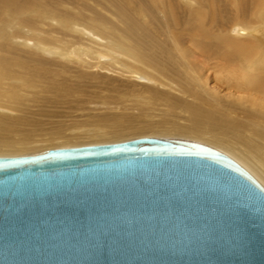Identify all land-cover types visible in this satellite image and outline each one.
Segmentation results:
<instances>
[{"label":"bare ground","instance_id":"obj_1","mask_svg":"<svg viewBox=\"0 0 264 264\" xmlns=\"http://www.w3.org/2000/svg\"><path fill=\"white\" fill-rule=\"evenodd\" d=\"M132 134L264 187V0H0V156Z\"/></svg>","mask_w":264,"mask_h":264},{"label":"water","instance_id":"obj_2","mask_svg":"<svg viewBox=\"0 0 264 264\" xmlns=\"http://www.w3.org/2000/svg\"><path fill=\"white\" fill-rule=\"evenodd\" d=\"M0 264H264V188L181 139L0 157Z\"/></svg>","mask_w":264,"mask_h":264},{"label":"rangeland","instance_id":"obj_3","mask_svg":"<svg viewBox=\"0 0 264 264\" xmlns=\"http://www.w3.org/2000/svg\"><path fill=\"white\" fill-rule=\"evenodd\" d=\"M70 108H72L71 106H64V107H61V108H52V111L53 112H56L58 115H61L63 111H66V110H70ZM72 111L69 113L68 115V119L69 120H72V118H78L77 117V112L76 110L73 108L71 109ZM157 136V137H156ZM126 135L124 136L122 139L118 140V141H108V142H93L94 140H89V139H83L81 141H77L76 144L72 145L70 143H66V145H62L61 143L57 142V143H54L55 145H50V144H47V145H40V147H38L37 149H33L31 148L30 150H23V151H20L19 153L17 154H12V155H6V156H0V157H6V158H11V157H23V156H33V155H37V154H41L45 151H48V150H54V149H62V148H75V147H82V146H92V145H104V144H114V143H122V142H127V141H132V140H136V139H141V138H179L177 136H164V135ZM179 139H185V140H190V141H194V142H198V143H201V144H204L206 146H209L211 148H213L212 146L208 145V144H205L202 143V142H199V141H196V140H192V139H187V138H179ZM91 141V142H90ZM103 141V140H102ZM92 144V145H91ZM48 145H50L48 147ZM60 145V146H59ZM215 149V148H213ZM217 151H219L218 149H215ZM221 152V151H219ZM223 153V152H221ZM224 155H226L225 153H223ZM228 156V155H226ZM230 159H232L231 157H229ZM233 160V159H232ZM234 162H236L234 160ZM237 163V162H236ZM238 164V163H237ZM241 166V165H240ZM242 167V166H241ZM244 170H246L244 167H242ZM247 171V170H246ZM248 172V171H247ZM249 173V172H248ZM250 174V173H249ZM252 175V174H250ZM253 176V175H252ZM254 178V177H253ZM256 179V178H254ZM257 181V180H256ZM258 182V181H257ZM259 183V182H258ZM260 184V183H259ZM261 185V184H260ZM262 186V185H261ZM263 187V186H262ZM264 188V187H263Z\"/></svg>","mask_w":264,"mask_h":264}]
</instances>
